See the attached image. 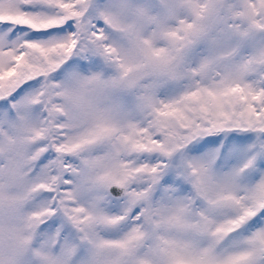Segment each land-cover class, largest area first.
Segmentation results:
<instances>
[{"label":"snow or ice","instance_id":"1","mask_svg":"<svg viewBox=\"0 0 264 264\" xmlns=\"http://www.w3.org/2000/svg\"><path fill=\"white\" fill-rule=\"evenodd\" d=\"M0 264H264V0H0Z\"/></svg>","mask_w":264,"mask_h":264}]
</instances>
